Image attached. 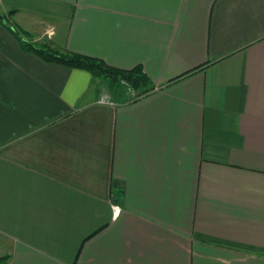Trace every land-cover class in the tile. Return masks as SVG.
<instances>
[{
  "label": "crops",
  "instance_id": "crops-1",
  "mask_svg": "<svg viewBox=\"0 0 264 264\" xmlns=\"http://www.w3.org/2000/svg\"><path fill=\"white\" fill-rule=\"evenodd\" d=\"M0 15L1 264H264V0H1ZM16 31L141 66L154 89L133 98Z\"/></svg>",
  "mask_w": 264,
  "mask_h": 264
},
{
  "label": "trees",
  "instance_id": "trees-1",
  "mask_svg": "<svg viewBox=\"0 0 264 264\" xmlns=\"http://www.w3.org/2000/svg\"><path fill=\"white\" fill-rule=\"evenodd\" d=\"M0 21L7 24L11 29H14L12 24L6 21L4 15H0ZM16 34L25 50L35 52L47 61H54L70 67L87 70L94 76L107 79L112 88L128 87L132 91L133 98L140 97L154 89V84L141 66H136L132 69L116 67L101 58L76 52H61L55 48L39 47L28 39L23 32L16 31ZM7 259V255L1 256L0 264Z\"/></svg>",
  "mask_w": 264,
  "mask_h": 264
},
{
  "label": "rangeland",
  "instance_id": "rangeland-1",
  "mask_svg": "<svg viewBox=\"0 0 264 264\" xmlns=\"http://www.w3.org/2000/svg\"><path fill=\"white\" fill-rule=\"evenodd\" d=\"M28 39H30L31 41H33L35 44L40 45L41 47H47L46 46V42H43V41H45L44 38H41V42H40V40H35L34 39V36H32V35L31 36H28ZM125 89L127 90V88H125Z\"/></svg>",
  "mask_w": 264,
  "mask_h": 264
},
{
  "label": "built area",
  "instance_id": "built-area-1",
  "mask_svg": "<svg viewBox=\"0 0 264 264\" xmlns=\"http://www.w3.org/2000/svg\"><path fill=\"white\" fill-rule=\"evenodd\" d=\"M0 2H1V0H0Z\"/></svg>",
  "mask_w": 264,
  "mask_h": 264
}]
</instances>
